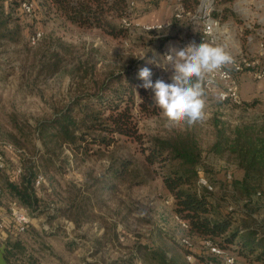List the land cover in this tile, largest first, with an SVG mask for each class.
<instances>
[{
    "label": "rangeland",
    "instance_id": "rangeland-1",
    "mask_svg": "<svg viewBox=\"0 0 264 264\" xmlns=\"http://www.w3.org/2000/svg\"><path fill=\"white\" fill-rule=\"evenodd\" d=\"M154 1L128 0L127 17L143 23L172 20V27L147 31L142 26L134 25L119 37L97 28H81L60 18L50 19L44 14L41 20L25 14L22 25L26 28L21 40L8 44L4 47L6 52L0 53V73L9 72L5 80H0V154L5 161V166H0L1 171L22 168L24 159L37 157V151L41 148L36 134L37 121L53 116L57 109L66 106L74 97L91 93L96 76L109 68L120 69L132 60L140 59L142 62L137 70L150 68L153 84L161 79L166 83L173 82L174 70L171 66L158 64H162L171 48H184L185 39L198 36L202 18L184 16L178 19L175 16L177 0ZM161 4L163 6L160 8ZM227 6L234 12L226 19L228 52L234 56L258 59L260 64H264V0H232L227 4L218 0L215 13L223 16ZM38 27L44 31V36L34 46L30 44L29 36ZM252 78L250 73L245 72L241 77V89L243 82L256 81ZM205 94L204 120L192 126H168L161 111L146 115L136 109L140 131L148 138L164 136L173 130L193 129L202 149V173L213 185V198L223 211L230 210L238 218L251 220L248 215L251 212L254 221L263 224V233L264 200L249 202L238 197L227 175L231 173L233 178L239 177L241 171L228 155L212 153L209 147L215 140V118L235 125L260 116L264 113V93L249 99L242 96L241 104L222 103L217 92L207 86ZM149 95L154 97L152 89H149ZM252 102L255 104L251 105ZM13 115L23 134L16 129ZM142 148V143L121 138L105 156L92 155L78 159L66 147L57 170L41 173L44 176L38 187V193L43 197L41 213L36 211V215H33L24 207L34 217L25 234L38 238H33L34 242L28 239L25 244L15 247L4 243L0 237V248L6 246L4 256L9 263L106 264L107 261L128 260L135 255V246L139 244L171 249L173 238L185 248L182 238L186 236V231L174 213L173 196L166 189L162 176L156 173L148 184L130 191L123 188L113 199L111 196L107 203L101 202L102 206H96L95 210L103 220H90L77 227L58 214V208L69 195L72 184L81 185L89 174L94 177L103 174L113 155L132 156L140 160L144 157ZM120 200L124 203L119 204ZM15 202L6 193L4 199L0 200V216H10ZM113 232L120 235L118 240L113 241L108 236ZM104 233H107V237L102 238ZM207 251L208 248L193 241V250L185 257L187 264H202L203 257L199 258L197 254L208 257ZM226 254L234 256L236 264H256L238 255L236 244L226 250ZM190 255L195 259L190 260ZM217 261L225 264L223 258ZM134 264L144 262L139 258Z\"/></svg>",
    "mask_w": 264,
    "mask_h": 264
},
{
    "label": "trees",
    "instance_id": "trees-1",
    "mask_svg": "<svg viewBox=\"0 0 264 264\" xmlns=\"http://www.w3.org/2000/svg\"><path fill=\"white\" fill-rule=\"evenodd\" d=\"M25 1L34 3L30 13L22 7ZM230 1L223 0V3ZM199 2L183 0L188 10H195ZM128 8V0H0V53L6 52L4 47L8 44L21 40L26 28L22 25L25 14L37 20H41L44 14L50 19L60 18L81 28H97L119 37L129 29L122 22L128 18ZM233 14L232 8L227 6L222 18L226 20ZM141 62L134 59L120 69L109 68L96 76L91 93L74 97L53 116L38 120L36 134L41 144L38 156L24 159L21 173L15 168L0 170V200L6 193L10 194L31 214L36 215V211L40 214L43 197L38 193L36 181L41 173L57 170L66 147L76 158L86 159L92 155L105 156L124 138L142 143L144 157L139 160L132 156L113 155L103 174L97 177L89 174L81 185L69 187V195L58 208L60 216L77 227L90 220H103L96 212V206L107 203L123 188L130 191L148 184L156 173L162 176L166 189L173 196L174 213L188 223V229L184 228L186 236L203 247L206 240L219 243L224 250L236 244L238 255L248 262L264 264L263 224L255 222L251 212L248 214L251 220H248L238 218L230 210L223 211L212 191L199 185L203 156L197 133L193 129L173 130L164 136L146 138L140 131L136 109L146 115L161 111L155 106L149 89L140 87L143 81L137 68ZM8 74L0 73V80H5ZM12 118L16 129L23 134L14 115ZM213 128L215 140L209 151L220 156L228 155L241 171L239 177L230 180L238 197L249 202L264 200V113L235 125L215 118ZM121 202L124 203L120 200L119 204ZM108 236L113 241L120 238L117 232L108 233ZM105 237L107 233L102 236ZM171 241V249L139 244L135 246V255L128 260L107 261L106 264H134L139 258L144 264H187L185 257L191 250L178 244L174 238ZM15 244V247L21 245L19 242L20 245ZM197 255L203 257L202 263L212 260L220 264L217 260L221 257L209 251L208 257Z\"/></svg>",
    "mask_w": 264,
    "mask_h": 264
},
{
    "label": "built area",
    "instance_id": "built-area-1",
    "mask_svg": "<svg viewBox=\"0 0 264 264\" xmlns=\"http://www.w3.org/2000/svg\"><path fill=\"white\" fill-rule=\"evenodd\" d=\"M218 0H200L197 8L192 11L185 8L183 0L176 1V14L175 16L180 19L184 16H191V18H202L201 28L198 36L190 37L184 40L183 47H187L191 43L200 44L203 41L213 45L224 46L228 51V21L223 20L222 15L216 14V5ZM135 4L134 1L131 2ZM34 3L25 1L22 4L24 10L30 13L33 9ZM123 23L125 26H142L147 31H159L170 28L173 25L172 20H165L162 22L142 23L134 21L129 18H124ZM44 31L41 28L36 29L29 36V42L32 45H37L43 38ZM235 63L226 66L224 69L211 74L206 78L205 86L217 92L219 100L223 102H232L234 104H241L243 97L241 93V77L245 72L250 73L251 77L258 81H264V64H260L258 59H251L244 55L234 56ZM13 148L12 146H9ZM0 166H5L3 156L0 154ZM18 173L22 172V168H17ZM227 178L231 180L232 174L229 173ZM44 180V176L40 175L36 181V186H39ZM199 185L206 187L208 190H213V185L210 180L203 175L200 169ZM11 214L8 217L0 216V231H10L14 229L17 233H25L29 226L32 224L34 217L23 206L15 202L11 208ZM264 217V214H263ZM183 228L188 229V223L179 218ZM13 232V230H12ZM185 247L193 250L192 238L185 236L182 238ZM205 247L211 254L219 255L223 258L225 264H236L234 256H228L219 243L211 240L205 241ZM193 255L189 256L193 260ZM195 259V258H194ZM202 264H216L212 260H207Z\"/></svg>",
    "mask_w": 264,
    "mask_h": 264
},
{
    "label": "clouds",
    "instance_id": "clouds-1",
    "mask_svg": "<svg viewBox=\"0 0 264 264\" xmlns=\"http://www.w3.org/2000/svg\"><path fill=\"white\" fill-rule=\"evenodd\" d=\"M234 63V57L221 45L203 41L180 49L173 47L164 56L162 64H158L171 66L173 82L166 83L161 79L153 84L151 69L144 67L139 71L143 81L140 87L154 91V104L161 110L168 126H192L206 116V78Z\"/></svg>",
    "mask_w": 264,
    "mask_h": 264
},
{
    "label": "crops",
    "instance_id": "crops-1",
    "mask_svg": "<svg viewBox=\"0 0 264 264\" xmlns=\"http://www.w3.org/2000/svg\"><path fill=\"white\" fill-rule=\"evenodd\" d=\"M162 6H163V4L160 5V8ZM226 21H228V20H226ZM251 84H252V87H250ZM246 87H247V89H246ZM241 93H242V96H244L247 99H249L251 96L256 97V96L261 95V93L263 94L264 93V81L263 80L262 81L256 80L254 83H251L249 81H247L245 83L243 82ZM17 235H19V234H15L12 231L5 230V231H1L0 237L2 238L4 243L11 244V245L13 244V246L15 243L18 244V242L20 244H25V242H27L26 240H28V239H30L32 242H34L33 238H38L37 236L32 237L28 234H20V237H17ZM40 235H42V233H40ZM20 241H22V243ZM20 244H18V245H20Z\"/></svg>",
    "mask_w": 264,
    "mask_h": 264
},
{
    "label": "water",
    "instance_id": "water-1",
    "mask_svg": "<svg viewBox=\"0 0 264 264\" xmlns=\"http://www.w3.org/2000/svg\"><path fill=\"white\" fill-rule=\"evenodd\" d=\"M5 245L0 248V264H10L4 256Z\"/></svg>",
    "mask_w": 264,
    "mask_h": 264
}]
</instances>
